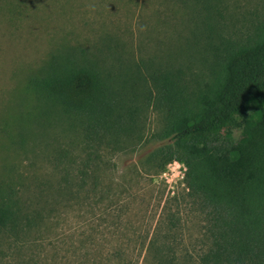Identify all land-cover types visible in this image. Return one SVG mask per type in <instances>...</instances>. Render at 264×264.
<instances>
[{
	"label": "rangeland",
	"instance_id": "374dc122",
	"mask_svg": "<svg viewBox=\"0 0 264 264\" xmlns=\"http://www.w3.org/2000/svg\"><path fill=\"white\" fill-rule=\"evenodd\" d=\"M263 22L264 0H0V191H13L29 213L41 211L30 230L0 228V264H169V256L170 264H209L212 207L190 192L187 171L174 172L171 187L167 165L145 163L167 141L158 75L150 78L155 94L140 141L101 150L96 179L78 190L75 171L69 188L54 161L71 137L62 126L28 120L38 102L27 83L52 54L88 48L108 66L121 59L180 70L188 104L214 88L225 54L253 44ZM25 129L36 135L22 144ZM241 131L236 122L231 134ZM215 215L225 223L223 209Z\"/></svg>",
	"mask_w": 264,
	"mask_h": 264
},
{
	"label": "trees",
	"instance_id": "16d2710c",
	"mask_svg": "<svg viewBox=\"0 0 264 264\" xmlns=\"http://www.w3.org/2000/svg\"><path fill=\"white\" fill-rule=\"evenodd\" d=\"M221 66L214 88L182 104L180 70H150L144 61L121 59L108 66L88 48L67 49L29 77L27 88L38 104L36 114L27 115L40 128L56 124L70 135L69 147L54 150V161L68 174L69 188L75 171L78 190L80 181L96 179L101 150L140 141L142 116L155 94L150 78L158 75L167 141L145 163L164 169L176 159L187 166L190 192L212 207L206 262L254 264L264 259V22L258 39L227 52ZM236 122L242 125L237 139L231 134ZM35 135L25 129L20 141L26 144ZM219 209L227 216L222 225L214 216ZM36 219L41 221V211L29 213L13 191H0L1 229L20 233L34 228Z\"/></svg>",
	"mask_w": 264,
	"mask_h": 264
},
{
	"label": "built area",
	"instance_id": "2783aa9c",
	"mask_svg": "<svg viewBox=\"0 0 264 264\" xmlns=\"http://www.w3.org/2000/svg\"><path fill=\"white\" fill-rule=\"evenodd\" d=\"M186 171H187V167H186V165L183 162H180L178 160H173V161H170L167 164V168L163 172L162 175L165 178V180L168 183V185L171 186V187H174L173 186V175H174V172H178L177 174H179V172H183V174H184V172H186ZM182 177H183V175H182Z\"/></svg>",
	"mask_w": 264,
	"mask_h": 264
}]
</instances>
